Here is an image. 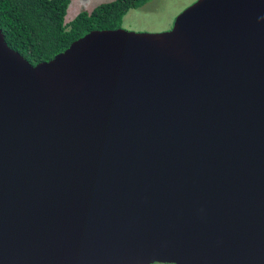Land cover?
Masks as SVG:
<instances>
[{
    "label": "water",
    "instance_id": "1",
    "mask_svg": "<svg viewBox=\"0 0 264 264\" xmlns=\"http://www.w3.org/2000/svg\"><path fill=\"white\" fill-rule=\"evenodd\" d=\"M0 264H264V0L35 66L0 30Z\"/></svg>",
    "mask_w": 264,
    "mask_h": 264
},
{
    "label": "trees",
    "instance_id": "2",
    "mask_svg": "<svg viewBox=\"0 0 264 264\" xmlns=\"http://www.w3.org/2000/svg\"><path fill=\"white\" fill-rule=\"evenodd\" d=\"M147 1L114 0L65 24L69 0H0V30L7 45L35 66L90 31L120 28L123 17Z\"/></svg>",
    "mask_w": 264,
    "mask_h": 264
},
{
    "label": "rangeland",
    "instance_id": "3",
    "mask_svg": "<svg viewBox=\"0 0 264 264\" xmlns=\"http://www.w3.org/2000/svg\"><path fill=\"white\" fill-rule=\"evenodd\" d=\"M114 0H69L64 17L68 24L78 14ZM197 0H148L140 9L130 10L122 20L125 31L135 33H163L170 30L176 17Z\"/></svg>",
    "mask_w": 264,
    "mask_h": 264
}]
</instances>
